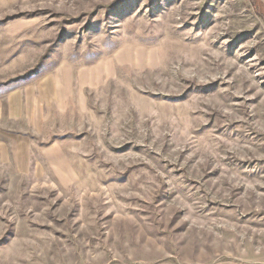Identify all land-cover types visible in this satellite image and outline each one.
<instances>
[{
  "label": "rangeland",
  "instance_id": "rangeland-1",
  "mask_svg": "<svg viewBox=\"0 0 264 264\" xmlns=\"http://www.w3.org/2000/svg\"><path fill=\"white\" fill-rule=\"evenodd\" d=\"M10 93L0 264H264L256 0H0Z\"/></svg>",
  "mask_w": 264,
  "mask_h": 264
},
{
  "label": "crops",
  "instance_id": "crops-1",
  "mask_svg": "<svg viewBox=\"0 0 264 264\" xmlns=\"http://www.w3.org/2000/svg\"><path fill=\"white\" fill-rule=\"evenodd\" d=\"M256 1L258 3V7L260 8V10L264 11V0H256ZM11 100H12V93L7 95V97H2V95H0V123L2 120H5V119H2V116H6V115H4L6 110L11 111V108H12L11 107ZM19 102L21 103V101H19ZM20 105H22V106H20V108H24L23 104H20ZM6 114H7V112H6ZM6 119H7V117H6ZM18 120H19V122L21 121L20 118H18ZM8 121H10V120H8Z\"/></svg>",
  "mask_w": 264,
  "mask_h": 264
}]
</instances>
